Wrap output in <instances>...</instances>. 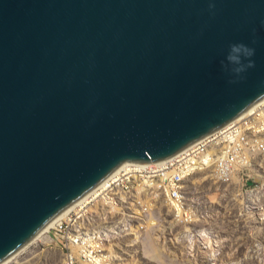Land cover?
Returning a JSON list of instances; mask_svg holds the SVG:
<instances>
[{"label":"water","instance_id":"95a60500","mask_svg":"<svg viewBox=\"0 0 264 264\" xmlns=\"http://www.w3.org/2000/svg\"><path fill=\"white\" fill-rule=\"evenodd\" d=\"M240 42L238 77L221 61ZM262 100L264 0H0V264Z\"/></svg>","mask_w":264,"mask_h":264},{"label":"built area","instance_id":"2783aa9c","mask_svg":"<svg viewBox=\"0 0 264 264\" xmlns=\"http://www.w3.org/2000/svg\"><path fill=\"white\" fill-rule=\"evenodd\" d=\"M263 135L261 101L173 158L124 166L58 218L40 242L60 249L63 264H143L142 239L152 233L160 245L173 246V239L178 245L183 238L178 229L194 226V213H186L187 181L198 172H210L221 183L236 175L250 177L264 148ZM168 209L163 223L151 220L153 210ZM162 224L165 231L157 229ZM184 235L194 241V230Z\"/></svg>","mask_w":264,"mask_h":264},{"label":"rangeland","instance_id":"374dc122","mask_svg":"<svg viewBox=\"0 0 264 264\" xmlns=\"http://www.w3.org/2000/svg\"><path fill=\"white\" fill-rule=\"evenodd\" d=\"M254 165L250 177L230 183L217 181L210 172L194 176L185 189L194 205V226L178 229L183 238L167 245L163 262L143 264H264V148ZM189 228L193 243L185 239ZM42 238L10 264H63L60 249L43 245Z\"/></svg>","mask_w":264,"mask_h":264},{"label":"bare ground","instance_id":"6f19581e","mask_svg":"<svg viewBox=\"0 0 264 264\" xmlns=\"http://www.w3.org/2000/svg\"><path fill=\"white\" fill-rule=\"evenodd\" d=\"M261 102V101H260ZM262 102H264V100H262ZM259 105V104H258ZM261 105V104H260ZM254 107V108H253ZM255 107H256V104L254 105V106H252L250 109H255ZM249 109V110H250ZM243 167V166H242ZM242 167H240V168H242ZM255 172H256V169H255V165H254V167H251ZM251 169V170H252ZM252 170V171H253ZM204 173H206V172H204ZM199 174H202V173H197L196 175H199ZM195 175V176H196ZM259 176H261V175H259ZM194 178V176L191 178V179H193ZM235 178H237V179H239V176H235L234 177V179ZM190 179V180H191ZM190 180H188L187 181V183L190 181ZM187 183H186V185H187ZM185 185V186H186ZM186 199H187V197H186ZM187 202H188V200H187ZM164 203H165V201H164ZM187 204V208H188V210H187V215L189 214V213H194V205H191L190 203H186ZM151 206H152V203H151ZM192 209V210H191ZM151 212V211H150ZM170 212H171V210L170 209H168L167 210V213H166V210H164V211H159L158 213L156 212V211H152L151 212V220L153 219L154 221H160L161 223H163V220L167 217V216H169V214H170ZM193 213H192V215H193ZM62 216H64V215H62ZM61 216V217H62ZM146 220V219H145ZM193 220H194V215L192 216V222H193ZM167 221H168V219H167ZM54 223H52L51 224V226L47 229V230H45L39 237H42L43 236V238H44V236H45V234L51 229V227H52V225H53ZM157 229H159V230H162V231H165L166 230V224H162L161 226H159ZM191 230V229H190ZM38 237V238H39ZM37 238V239H38ZM42 238V239H43ZM36 239V240H37ZM41 239V240H42ZM155 239H157V238H154L153 237V234L151 233V235H150V237H148L147 239L146 238H144V239H142V241H141V245L143 246V250H144V256H145V258L147 259V262H149V261H153L154 262V260H157V261H159V262H163L164 260L162 259V256H167L168 255V251H167V244H165V245H160L159 243H158V240H155ZM179 239V238H178ZM35 240V241H36ZM34 241V242H35ZM176 241H178L177 239L175 240L174 239V243H177ZM33 242V243H34ZM190 243H193V240H191L190 239V241H189ZM32 243V244H33ZM169 245H172L171 243L169 244ZM169 247H171V246H169ZM190 247H192V246H190ZM19 256V255H18ZM17 258V257H16ZM15 259V258H14ZM13 259V260H14ZM12 260V261H13ZM12 261H10L9 263H7V264H10ZM140 264V263H139Z\"/></svg>","mask_w":264,"mask_h":264},{"label":"clouds","instance_id":"9594fccd","mask_svg":"<svg viewBox=\"0 0 264 264\" xmlns=\"http://www.w3.org/2000/svg\"><path fill=\"white\" fill-rule=\"evenodd\" d=\"M210 7H214L210 4ZM255 49L240 42L233 43L229 46V51L224 61H221L225 71H230L236 74L238 77L244 73L248 68L254 67V61L250 58L254 55Z\"/></svg>","mask_w":264,"mask_h":264}]
</instances>
